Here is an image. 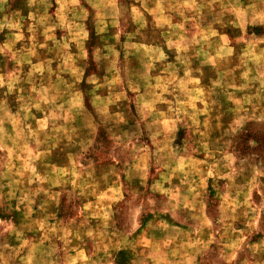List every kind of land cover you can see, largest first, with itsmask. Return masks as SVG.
Segmentation results:
<instances>
[{
    "label": "clouds",
    "instance_id": "clouds-1",
    "mask_svg": "<svg viewBox=\"0 0 264 264\" xmlns=\"http://www.w3.org/2000/svg\"><path fill=\"white\" fill-rule=\"evenodd\" d=\"M0 264H264V0H0Z\"/></svg>",
    "mask_w": 264,
    "mask_h": 264
}]
</instances>
